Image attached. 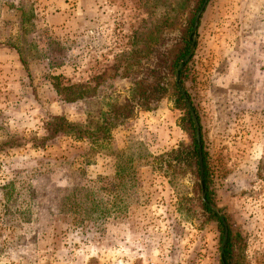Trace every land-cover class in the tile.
I'll use <instances>...</instances> for the list:
<instances>
[{
	"label": "rangeland",
	"instance_id": "rangeland-1",
	"mask_svg": "<svg viewBox=\"0 0 264 264\" xmlns=\"http://www.w3.org/2000/svg\"><path fill=\"white\" fill-rule=\"evenodd\" d=\"M193 3L0 0V144L41 136L48 116L91 128L108 105L127 102L130 117L93 148L119 152L133 170L121 180L103 158L84 165L89 145L67 136L44 150L3 147L0 264H218L216 222L198 208L190 168L170 153L190 142L170 78L148 111L131 97ZM199 17L183 86L213 203L234 264H264V0H207ZM85 193L107 211L93 225L64 215Z\"/></svg>",
	"mask_w": 264,
	"mask_h": 264
},
{
	"label": "trees",
	"instance_id": "trees-1",
	"mask_svg": "<svg viewBox=\"0 0 264 264\" xmlns=\"http://www.w3.org/2000/svg\"><path fill=\"white\" fill-rule=\"evenodd\" d=\"M203 1L204 0H194L192 7L188 11L186 20L181 26L173 44L164 52L158 54L156 63L147 71V77L134 83L131 97L140 102V108L148 111L149 104L161 98L165 92L163 87L159 86V82L164 80V77L170 78L169 86L173 95V104L176 109L183 112L185 131L190 139L185 149L171 151L170 153L175 154L174 162H184L183 165L190 168L191 174L194 176L193 188L198 208L206 220L213 219L216 222L220 240L218 264H234V239L227 227L225 240L222 244L224 228L221 219L224 223L226 220L222 216H217L219 209L215 207L212 199V192L209 186L211 183V175L208 170L206 154L202 149L200 137L198 143L195 140V128L185 105V100L189 101V99L183 84L184 80L187 78L186 70L192 57L191 54L197 43V30L193 28V21ZM199 19L200 17L197 20L196 28H198ZM188 55H190L189 58L184 62V59ZM148 77L149 80H147ZM190 109L194 113L198 124V117L191 103ZM131 112L132 107L127 104V102L119 104L111 103L108 105V111L103 114L105 115L102 119L103 123L94 125L91 128L81 126L76 122H71L63 116H48L41 136L31 137L26 141H19L17 143H1L0 150L3 147H7L8 149H20L26 146L34 151L44 150L48 144L59 136H67L74 142L85 141L89 145L87 147L88 153L85 154L82 159L84 165L96 166L97 160L103 158L107 161L106 169L109 171L108 174H121L120 179L122 180V178L127 176L125 172L132 174L129 162L122 159L119 152L113 155L112 153H107L98 156V152L93 148V145L98 141L109 139V133L115 127V124H119L123 120L128 119ZM198 133L200 135L199 125ZM199 157L201 159V177L199 172ZM112 169L116 170V172L111 171ZM125 184L124 182L122 183L120 192L126 191ZM76 205H78L77 208H70L64 212V215L70 217L76 213V211L80 212L84 221L92 225L96 224V221L99 219L104 218V213L107 212L105 206H102L97 201V197L94 193L93 195L91 193H85V195H83V200L79 204L75 203V207Z\"/></svg>",
	"mask_w": 264,
	"mask_h": 264
},
{
	"label": "water",
	"instance_id": "water-1",
	"mask_svg": "<svg viewBox=\"0 0 264 264\" xmlns=\"http://www.w3.org/2000/svg\"><path fill=\"white\" fill-rule=\"evenodd\" d=\"M206 2L207 0H204L199 8V10L196 12L195 16H194V21H193V28L196 29L197 27V20L200 16V13L201 11L203 10V8L205 7L206 5ZM190 55H188L185 59H184V62L189 58ZM175 81H176V78H175ZM185 105H186V108L187 110L189 111V114H190V117H191V120L193 122V126L195 128V140L196 142L198 143L199 141V133H198V124L196 122V119H195V116H194V113L192 112V110L190 109V104L187 100H185ZM199 172H200V177H201V159L199 157ZM221 222H222V225H223V228H224V234H223V240H222V244L225 240V236H226V226H225V223L224 221L221 219Z\"/></svg>",
	"mask_w": 264,
	"mask_h": 264
}]
</instances>
